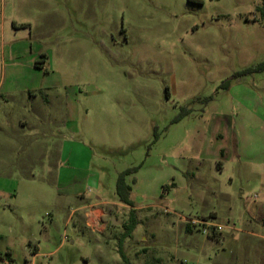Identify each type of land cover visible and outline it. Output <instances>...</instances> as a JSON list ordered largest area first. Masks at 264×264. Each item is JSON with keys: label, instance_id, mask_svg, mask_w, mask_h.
<instances>
[{"label": "rangeland", "instance_id": "obj_1", "mask_svg": "<svg viewBox=\"0 0 264 264\" xmlns=\"http://www.w3.org/2000/svg\"><path fill=\"white\" fill-rule=\"evenodd\" d=\"M259 5L0 0V264H264Z\"/></svg>", "mask_w": 264, "mask_h": 264}, {"label": "trees", "instance_id": "obj_2", "mask_svg": "<svg viewBox=\"0 0 264 264\" xmlns=\"http://www.w3.org/2000/svg\"><path fill=\"white\" fill-rule=\"evenodd\" d=\"M256 13L259 14L260 16V20L264 21V0H260V5L258 7H256ZM40 58L42 60H45V56L41 55ZM40 63H36L35 66L37 68H41V66H39ZM260 72H264V62L257 65L255 68L253 69H246L244 71H242L241 73H239L237 75V77L239 76H243L246 74H251V73H260ZM137 168H132V169H128L125 172L121 173L119 175V178L117 180V184H116V193H117V197H118V202L126 205V206H131V202L129 199V193L131 191V188L129 186H127L124 183V178L127 175H131L133 173H136ZM138 222L136 220L135 214L133 211H131V213L129 214V220H128V225L126 226V229L124 231V234L122 235V240L130 237L135 229V227L137 226ZM119 253L121 256V259L123 261V264H130L128 259L126 258V256L124 255L122 248H119Z\"/></svg>", "mask_w": 264, "mask_h": 264}, {"label": "crops", "instance_id": "obj_3", "mask_svg": "<svg viewBox=\"0 0 264 264\" xmlns=\"http://www.w3.org/2000/svg\"><path fill=\"white\" fill-rule=\"evenodd\" d=\"M43 90H44L43 88L37 86V87H35V90L34 91H36V92L38 91V94L43 95V92H44ZM43 96H44V102H45V104H48L49 103V97H48V95H46V96L43 95ZM4 195H8V196L12 197V199H15L14 198V195H11L9 191H4ZM98 204L108 205V203H106V202H99ZM114 205H115V203H114ZM91 206L92 205H88L87 207H91ZM122 206H126V205H122ZM94 212L97 215L98 214L101 215V216L104 215V213H103V211L101 209H95ZM89 214H90V212L86 213L85 216L87 217V215H89Z\"/></svg>", "mask_w": 264, "mask_h": 264}, {"label": "built area", "instance_id": "obj_4", "mask_svg": "<svg viewBox=\"0 0 264 264\" xmlns=\"http://www.w3.org/2000/svg\"><path fill=\"white\" fill-rule=\"evenodd\" d=\"M190 224H191L192 226H196V225L198 224V222H197V221H191ZM203 224L206 225L207 227H209V225H207V223H203ZM213 229H214V231H216V230H219L220 228H219V227H215V226H213ZM204 231H205V230H204Z\"/></svg>", "mask_w": 264, "mask_h": 264}]
</instances>
